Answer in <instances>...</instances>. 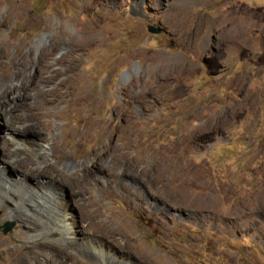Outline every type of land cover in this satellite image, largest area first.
I'll list each match as a JSON object with an SVG mask.
<instances>
[{"label":"rangeland","instance_id":"rangeland-1","mask_svg":"<svg viewBox=\"0 0 264 264\" xmlns=\"http://www.w3.org/2000/svg\"><path fill=\"white\" fill-rule=\"evenodd\" d=\"M0 96V264H264V0H0Z\"/></svg>","mask_w":264,"mask_h":264},{"label":"bare ground","instance_id":"bare-ground-1","mask_svg":"<svg viewBox=\"0 0 264 264\" xmlns=\"http://www.w3.org/2000/svg\"><path fill=\"white\" fill-rule=\"evenodd\" d=\"M49 82V81H48ZM25 83H27V82H25ZM20 88V87H19ZM26 88V84H23L22 83V87L20 88V89H18V91H19V93L18 94H16L15 95V97H17V96H23V97H25V96H27L26 94H27V92L25 91L24 93H23V90ZM15 90V89H14ZM7 91H8V89H7ZM14 93H17V91L15 90L14 91ZM7 96V95H6ZM5 96V97H6ZM5 97H1L0 96V107L2 106H5L6 105V101H7V99H5ZM9 96H7V98H8ZM8 105V104H7ZM7 109V108H6ZM5 115V114H4ZM14 123V122H13ZM20 123H22V122H20ZM14 124H16V123H14ZM20 128H21V126H20ZM23 129H21V130H26V129H29V128H27L26 126H23L22 127ZM33 130V129H32ZM34 131H36L37 132V129H34ZM43 132V131H42ZM38 133V132H37ZM18 134V133H17ZM20 135V134H19ZM18 135V136H19ZM21 136V135H20ZM17 139H19L20 141H22L23 143H21V142H16V143H14L16 146H23V147H26V146H29V144H27L26 142H25V139L24 138H22V137H16ZM14 139V138H13ZM41 150H45V148L44 147H41ZM29 160H27V162H28ZM19 164V163H18ZM25 164V163H24ZM68 165H69V169H72L74 166L72 165V164H69V163H67ZM27 165V164H26ZM29 165V164H28ZM24 168V167H23ZM26 170V169H25ZM27 173V172H26ZM21 174V173H20ZM32 176V175H31ZM29 177V176H28ZM24 180V179H23ZM22 181V180H21ZM54 184V183H53ZM53 190L54 191H52L51 189H46L45 191V193H43L47 198H49V195L52 193V194H54L55 193V190L56 189H54L53 188ZM16 195V194H15ZM8 196H10V194L8 195ZM1 198V197H0ZM47 198H43V201L45 202V203H48L49 201H48V199ZM27 210H29V211H31V208L30 207H27ZM61 214V213H60ZM64 214L66 215V216H64L63 215V213H62V215L60 216V218L59 219H57V223L55 224L56 225V228H58V229H62V224H64V226H65V229H64V237H63V240H64V242L65 243H70V244H79L78 243V241L77 240H75V239H73V236H72V233L70 232V225L67 223V216L69 215V211H67L66 212V210L64 211ZM66 221V222H65ZM34 235H36V234H34ZM86 245H87V247L89 248V247H91L97 254L96 255H98V256H103L104 258H106V259H108V260H110L112 263H114V264H129V262L130 261H124V262H121V261H119L117 258H116V256L110 251V250H108V249H106V247L104 248V246H100V245H97V244H95L93 241H89V242H87L86 243ZM78 246V245H77ZM40 248L41 247H39V246H36V249L33 251V254H36V256H37V258H38V256H39V252H40ZM57 257V256H56ZM102 257V258H103ZM36 258V262H35V264H43L39 259H37ZM53 260V262H52V264H56V259H52ZM41 262V263H40ZM79 262V261H78ZM51 263V262H50ZM18 264H31L30 263V261H29V259L27 258V257H21L20 259H18Z\"/></svg>","mask_w":264,"mask_h":264},{"label":"water","instance_id":"water-1","mask_svg":"<svg viewBox=\"0 0 264 264\" xmlns=\"http://www.w3.org/2000/svg\"><path fill=\"white\" fill-rule=\"evenodd\" d=\"M147 30L154 34L165 32V29L163 27H161L160 25H156V24H150L147 27ZM12 226H13L12 222L8 223L4 228V232L9 231L12 228Z\"/></svg>","mask_w":264,"mask_h":264},{"label":"flooded vegetation","instance_id":"flooded-vegetation-1","mask_svg":"<svg viewBox=\"0 0 264 264\" xmlns=\"http://www.w3.org/2000/svg\"><path fill=\"white\" fill-rule=\"evenodd\" d=\"M150 13L149 12H145V14L143 15V18L145 19V20H147L148 21V24H147V27L150 25V23H151V19H150ZM61 42V40H60V38H56L55 40H54V43L55 44H59ZM207 60H203V62H206ZM134 103L135 104H138L139 103V101H137V100H135L134 101Z\"/></svg>","mask_w":264,"mask_h":264}]
</instances>
